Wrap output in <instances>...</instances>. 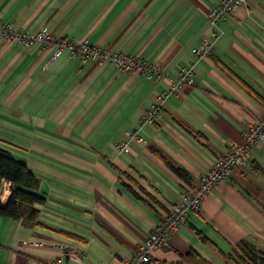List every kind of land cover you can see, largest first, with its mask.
<instances>
[{
	"label": "crops",
	"instance_id": "0c3cea01",
	"mask_svg": "<svg viewBox=\"0 0 264 264\" xmlns=\"http://www.w3.org/2000/svg\"><path fill=\"white\" fill-rule=\"evenodd\" d=\"M221 2L0 0V27L32 36L48 27L57 40L154 63L144 76L81 64L68 51L50 61L52 49L0 35V151L26 163L46 197L31 224L0 216V264H54L59 246L70 250L67 264H125L182 193L243 143L264 112V0H247L214 23ZM205 41L214 53L197 61L193 49ZM196 61L195 83L145 123V109ZM134 132L141 140H131ZM12 190L0 180L2 205ZM246 245L261 262L264 144L153 255L161 264H229Z\"/></svg>",
	"mask_w": 264,
	"mask_h": 264
},
{
	"label": "built area",
	"instance_id": "2783aa9c",
	"mask_svg": "<svg viewBox=\"0 0 264 264\" xmlns=\"http://www.w3.org/2000/svg\"><path fill=\"white\" fill-rule=\"evenodd\" d=\"M247 0H222L210 15L212 22L223 20L227 13L233 12ZM0 35L10 41L22 42L26 45L41 44L44 48L52 49L49 60L60 57L68 51L71 58L81 64L96 63L99 65L112 64L121 72H140L150 76L154 71V63L142 57L126 55L107 48H99L85 41L57 40L48 27L41 28L35 35L12 31L10 24L0 27ZM213 43L205 41L199 48L193 49L196 60L214 53ZM196 62L179 68L177 76L170 83L169 89L163 92L158 100L148 106L144 112V122L154 124L161 116L170 96L178 94L185 86L193 85L196 80ZM139 139L138 132L131 134V140ZM256 144H264V112L257 122L249 126L244 135L242 144H233L227 152L218 157L216 161L201 175L198 186L191 191H185L180 201L173 206L166 217L156 224L154 230L142 242L139 250L132 259L127 258L125 264H161L154 257V252L162 247L169 246L172 237L179 227L188 222L190 213L200 212L204 201L213 190L223 181L228 180L237 168L248 163L250 151ZM127 141L118 145L120 151L126 149ZM70 250L66 246H59V253L54 264H67Z\"/></svg>",
	"mask_w": 264,
	"mask_h": 264
},
{
	"label": "trees",
	"instance_id": "16d2710c",
	"mask_svg": "<svg viewBox=\"0 0 264 264\" xmlns=\"http://www.w3.org/2000/svg\"><path fill=\"white\" fill-rule=\"evenodd\" d=\"M161 159L170 167L178 176L188 179L187 174L179 167H176L168 159ZM5 179L13 185V190L8 202L5 205L0 203V216L22 220L25 224H31L35 221L38 210L34 208L36 204H44L46 197L38 194L39 180L29 169L28 165L22 161L16 160L10 155L0 151V180ZM129 189L132 190L131 187ZM134 193V191L132 190ZM139 197V195L135 192ZM207 242V239L202 236ZM248 251L258 258V253L253 248L245 246ZM261 262L264 264V252H260Z\"/></svg>",
	"mask_w": 264,
	"mask_h": 264
},
{
	"label": "rangeland",
	"instance_id": "374dc122",
	"mask_svg": "<svg viewBox=\"0 0 264 264\" xmlns=\"http://www.w3.org/2000/svg\"><path fill=\"white\" fill-rule=\"evenodd\" d=\"M229 264H262L254 254L247 249L240 248L229 261Z\"/></svg>",
	"mask_w": 264,
	"mask_h": 264
}]
</instances>
